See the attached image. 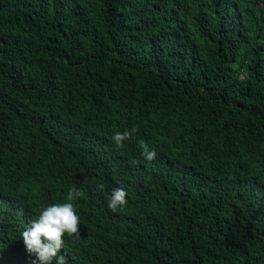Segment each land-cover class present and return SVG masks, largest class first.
<instances>
[{
  "label": "trees",
  "instance_id": "trees-1",
  "mask_svg": "<svg viewBox=\"0 0 264 264\" xmlns=\"http://www.w3.org/2000/svg\"><path fill=\"white\" fill-rule=\"evenodd\" d=\"M70 187L67 264H264V0H0V264Z\"/></svg>",
  "mask_w": 264,
  "mask_h": 264
},
{
  "label": "clouds",
  "instance_id": "clouds-1",
  "mask_svg": "<svg viewBox=\"0 0 264 264\" xmlns=\"http://www.w3.org/2000/svg\"><path fill=\"white\" fill-rule=\"evenodd\" d=\"M138 131V127H133L124 132H114L111 139L116 147L122 148L124 142L132 139L134 133ZM139 146L142 149L141 156L146 161L156 158V152L150 150L146 142L141 140ZM127 195L123 187L113 188L107 207L113 212L123 209L128 203ZM83 196L82 190L70 187L66 196L69 202L52 203L41 208L37 217L24 226L20 235L26 252L35 257L31 264H67L66 257L62 254L64 237L67 236L73 240L80 239V216L71 201Z\"/></svg>",
  "mask_w": 264,
  "mask_h": 264
}]
</instances>
